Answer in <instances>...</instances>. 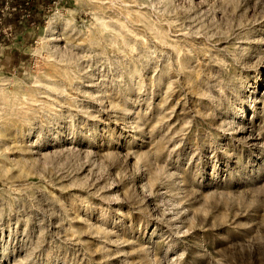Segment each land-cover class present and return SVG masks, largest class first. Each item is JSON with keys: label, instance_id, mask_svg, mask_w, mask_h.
Segmentation results:
<instances>
[{"label": "rangeland", "instance_id": "1", "mask_svg": "<svg viewBox=\"0 0 264 264\" xmlns=\"http://www.w3.org/2000/svg\"><path fill=\"white\" fill-rule=\"evenodd\" d=\"M0 264H264V0L6 18Z\"/></svg>", "mask_w": 264, "mask_h": 264}, {"label": "built area", "instance_id": "2", "mask_svg": "<svg viewBox=\"0 0 264 264\" xmlns=\"http://www.w3.org/2000/svg\"><path fill=\"white\" fill-rule=\"evenodd\" d=\"M34 0H0V24H3L6 18L13 17L14 14H19L20 12H24L31 7V4ZM29 14L21 15L19 18V22H24L28 20ZM6 34H10L12 32V27L7 26L4 29Z\"/></svg>", "mask_w": 264, "mask_h": 264}, {"label": "bare ground", "instance_id": "3", "mask_svg": "<svg viewBox=\"0 0 264 264\" xmlns=\"http://www.w3.org/2000/svg\"><path fill=\"white\" fill-rule=\"evenodd\" d=\"M56 22H57V17L56 16L51 17L46 29L52 28Z\"/></svg>", "mask_w": 264, "mask_h": 264}, {"label": "crops", "instance_id": "4", "mask_svg": "<svg viewBox=\"0 0 264 264\" xmlns=\"http://www.w3.org/2000/svg\"><path fill=\"white\" fill-rule=\"evenodd\" d=\"M7 22L8 23H13V24H15V29H16V31H17V24H18V19H17V16H15L14 18H12V19H9V20H7Z\"/></svg>", "mask_w": 264, "mask_h": 264}]
</instances>
